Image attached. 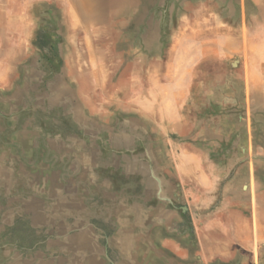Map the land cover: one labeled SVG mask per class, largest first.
Here are the masks:
<instances>
[{
	"label": "rangeland",
	"instance_id": "rangeland-1",
	"mask_svg": "<svg viewBox=\"0 0 264 264\" xmlns=\"http://www.w3.org/2000/svg\"><path fill=\"white\" fill-rule=\"evenodd\" d=\"M24 1L0 3V264H264V0H89V32Z\"/></svg>",
	"mask_w": 264,
	"mask_h": 264
},
{
	"label": "bare ground",
	"instance_id": "bare-ground-1",
	"mask_svg": "<svg viewBox=\"0 0 264 264\" xmlns=\"http://www.w3.org/2000/svg\"><path fill=\"white\" fill-rule=\"evenodd\" d=\"M4 1H10V2H13V3H19V2H22L23 0H0V3L1 2H4ZM123 0H103L101 2H103L102 4L104 5V11H107L109 9H114L116 8L117 6H119V4L122 2ZM9 2V3H10ZM35 3V4H32ZM42 3V0H25L24 3H23V6L24 8L28 9L30 8V6H33V5H40ZM57 3H58V6L59 8H63L65 9V6L66 8L68 7V11H72L71 9H73L74 12H78L80 15H84L85 16V20H84V23L81 25L82 29H84L85 32H89L90 29L92 30L93 29V25L95 24V19L90 15L91 14V4H90V1L89 0H57ZM3 6V5H2ZM62 11V10H61ZM65 11V10H64ZM60 13V12H59ZM0 14H1V9H0ZM16 16L13 17V18H16V19H12L13 21H17L18 18H23V14H20L19 15V12H15ZM65 14V12H64ZM3 16V15H2ZM1 16V17H2ZM9 16V15H8ZM108 17V15H107ZM112 19V18H111ZM22 20V19H21ZM67 23V22H66ZM68 24V23H67ZM26 25V24H25ZM70 27V26H69ZM63 28V30H66L64 28L63 25H61V29ZM66 34V33H65ZM85 34V33H84ZM91 34V33H90ZM66 36V35H65ZM89 37V36H88ZM248 45V44H247ZM250 47V46H249ZM251 48V47H250ZM254 49V48H253ZM259 49V48H258ZM262 49V48H261ZM252 52V51H251ZM254 53H257V52H254ZM261 54V53H260ZM258 57V56H257ZM250 58V57H249ZM260 59V58H259ZM257 60V59H256ZM251 62V61H250ZM258 62H260L258 60ZM260 64H263V63H260ZM257 74V73H256ZM258 75V74H257ZM260 77V75H259ZM261 80V79H260ZM259 81V80H258ZM257 81V82H258ZM261 82V81H260ZM263 84V83H262ZM253 87V86H252ZM251 87V88H252ZM263 87V86H262ZM255 88L256 90H258V86L255 85ZM258 94V93H257ZM12 95V94H11ZM254 103V101H253ZM149 111V110H148ZM162 164V163H161ZM129 221V220H128ZM126 227V226H125ZM129 247V246H128ZM140 249V248H139Z\"/></svg>",
	"mask_w": 264,
	"mask_h": 264
}]
</instances>
